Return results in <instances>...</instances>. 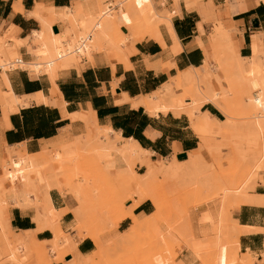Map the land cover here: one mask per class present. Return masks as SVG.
<instances>
[{"label": "crops", "instance_id": "0c3cea01", "mask_svg": "<svg viewBox=\"0 0 264 264\" xmlns=\"http://www.w3.org/2000/svg\"><path fill=\"white\" fill-rule=\"evenodd\" d=\"M152 1L160 13L170 14L173 36L168 33L165 25L160 24L158 28L162 45L148 36L128 40L123 45L127 50L126 66L123 61L110 58L106 52L92 50L87 54L89 57L80 56L75 63L56 69L51 78L42 70L33 73L28 68L15 66L11 60L10 64L5 60L17 54L22 64L36 61L35 53L40 45L36 35L43 33V41H49L53 36L58 38L65 28H71V22L60 16L63 10L68 9L73 13L79 3V12L88 13L91 0H0V43L3 53L7 48V54L0 50L2 56L7 55L6 59L0 56V160L15 161L18 153L34 155L44 149H54L62 141L86 135L95 137L97 130L94 124L99 129L107 130L109 140L116 141L115 146L131 144L147 152L151 162H168L173 157L181 161L186 159L187 153L197 151L200 146L207 144L205 133L209 128L205 126L211 121L206 120L204 115L216 121L223 120L222 113L212 103H202L192 117L184 113L173 115L170 111L149 114L144 106L138 104L134 107L131 103L146 99L178 72L194 69L207 80L213 81L215 76L222 78L223 72L213 60L208 61V70H203L206 61L204 51L213 40L227 39V44H224L240 60H251L257 52L258 62H261L263 68L264 0ZM34 13L38 14L37 17ZM116 20L119 21L118 18ZM118 26L122 33L128 32L121 22H118ZM44 30L47 31L45 34ZM255 37L259 42H254ZM5 66L8 68L4 69ZM201 123L205 125L203 130L199 127ZM84 148L89 153L87 158L95 161L97 166L106 165L108 161L110 166L113 164L112 168H107V172L100 170L111 181L110 184L102 185L103 190H119L114 176L118 172L117 168L126 169L128 163L132 165L128 164L127 169L132 168L133 172L145 171L144 164L138 161L133 163L135 157L132 155L128 157L117 150L116 156L119 159L113 160L116 156L112 155L115 152L111 150L102 155L107 156L102 160L101 155L98 158L89 151V147ZM123 155L127 157L121 159ZM127 159L133 160L127 162ZM57 169V166L49 167L45 173L50 174ZM1 171L3 173V166L0 168V177ZM263 173H260L261 180L257 179L259 174L247 193L251 202L231 206L228 211L229 220L221 225L222 232L224 228L236 232L234 237L229 234V238L233 240L236 255L243 264H264V203L261 202L264 201ZM2 178L0 211L6 220L7 229H0V264H40L34 257L37 253L39 259L49 264H121L105 261L109 257L116 259L119 256L135 255H155L162 262L163 256H167L166 264H203L202 257L211 253L199 246L198 242H195L193 248L186 242L206 240L212 235L196 231L197 218L206 208L205 203L187 210L188 221L180 219L174 224L182 228L184 224L189 225L195 229L191 235L183 231H161L156 234L149 230L147 234L137 233L132 229L131 217L125 216L113 223L109 230L99 233L96 241L85 234V230L76 228L72 210L76 208L77 201L69 191H65L67 189L61 192L51 187L47 190L49 206L61 214L58 217H45L41 205L46 197L41 194L39 186L32 192L39 196L33 195L22 184L11 183L5 176ZM137 204L130 209L132 215L142 218L154 213V206L149 200ZM131 205L132 199L124 200L125 208ZM162 220L156 224L169 221L168 217ZM147 221L155 224L151 219ZM54 222L63 235L58 239L55 238ZM238 229L240 231L237 232ZM145 240L153 241L154 245L136 247L137 242ZM226 245L216 249V255L220 253L217 264H226L229 260ZM14 248H18V252L13 261L10 254ZM189 249L194 256L190 255Z\"/></svg>", "mask_w": 264, "mask_h": 264}, {"label": "bare ground", "instance_id": "6f19581e", "mask_svg": "<svg viewBox=\"0 0 264 264\" xmlns=\"http://www.w3.org/2000/svg\"><path fill=\"white\" fill-rule=\"evenodd\" d=\"M97 1L98 0H91V3H95ZM142 3L146 6H148V9H147L148 10V17L146 15V19L148 21L149 28L153 29V32H152L153 35L149 33L150 34L149 37H152L153 39L157 40L158 43L162 45V41L160 38V33H159L158 27L160 24L165 25L164 27H166L168 33H170V35H172V30H171L170 22H169L170 14L165 12L166 15L164 17L159 16L160 11H158L155 8V5H154L152 0H137L136 5H139V4L142 5ZM117 10H120V9L118 8ZM114 11H115L114 7H112V8L108 7L106 9H104L102 12H100L98 15H95L94 17H92V15L87 16L88 21L90 23V27L85 28L84 23H83L84 19L82 17L83 15H81L80 13H77V12L70 13V11L68 9H64L63 15H60V16L63 17L64 20H69L71 22V24L74 25L73 27H75V28H72V27L71 28H65V30H63V33L60 32L61 35L59 34L60 36L58 35L59 36L58 38L53 36L52 38H49L50 39L49 41H43V38H45L43 36V33H39V34L36 33L37 34L36 40H40L39 41L40 45L38 46L37 51L35 53L37 56V60L32 62L31 64L25 65V64L20 63V64H14V65L19 66V67H23V68L24 67L28 68L33 73H35V72L37 73L39 70H42L45 73H47L49 75V77L52 78L53 74H54V72L58 66L59 67L69 66V65L75 63L80 56L85 55L84 57H86L87 54L92 50H95L97 52L99 50L101 51L102 49L100 47V43H102V45L103 44L106 45V48L110 51V54H111L110 58H113L116 61L117 60L123 61L125 64L126 63L125 61H127L126 60L127 59L126 58L127 50H125L123 48V45L126 44V42L128 41L126 39L127 37H125V38L123 37V39L122 38L120 39V37L118 38L115 36V38H116L115 39L114 36H111L112 35L111 31L114 30V28H111V27L114 24L116 25V23H117L116 18L114 19ZM37 15H38L37 13H34V16L37 17ZM160 19H162V21L158 22V20H160ZM45 32H47V31L44 30V34H45ZM49 35H51V33ZM66 36H67V38H66ZM253 40L255 43L259 42L256 37L253 38ZM218 41H221V40H213L212 43L208 44V47L205 48L204 52L206 53L205 54L206 55V61L204 63L205 65L203 67V70H208V67H209L208 61L213 60V62H215V64L219 68L222 67V69L225 70V72H227L225 77H222V78L214 77L213 81L212 80L210 81V80L204 79V76L202 74L198 73L196 70L191 69L193 71L192 77H187L182 72L179 74V81L182 84L179 85L178 89H174L171 85L161 86L155 92L150 94L148 96V98L141 99L137 102H132L131 104L134 107L138 104L144 106V108L146 109V111L149 114H155L158 111H161L163 113L166 111H170L173 115H179L181 113H184L188 117H192L195 112H198V109H199L198 107H200L202 105V103H204V102L213 103L215 100L225 99L227 97H230L229 91L227 90V88H232L233 90H236V92L233 93V95L235 96V97H233V98H235V101H237L239 104H242V106L246 110L250 109V111H253V112L250 113L249 115L242 114L243 117H241L240 119L231 117L228 114L224 113V115H225L224 121H216V120L210 119L207 114H205L204 117L207 118L206 120H210L212 123H215V124L225 123L226 125H229V126L232 125V123L236 122V121L243 122L242 127L244 128V130H246V131L249 130V131L257 134L262 140H264V67L261 68L262 64H260L261 62H258V61H260L257 57L258 53L255 52L254 56L251 60H247V59L246 60H240L238 57L235 58V60H233L232 51L225 44L222 46L219 45L220 53H217L218 50H217L216 42H217V45L221 44V43L223 44L222 41L220 43H218ZM12 46H13V44L11 45V47ZM1 49L2 48H1V43H0V50ZM3 49H4V47H3ZM5 49L7 50L6 47H5ZM5 49H4V51H5L4 53H6ZM171 49H174V48H171ZM171 49H169L170 52L173 51V50L171 51ZM2 53H3V51H2ZM2 53H0L1 58L2 57L5 58V56H7L6 55L7 53L3 56L1 55ZM172 55H174V52ZM89 56H87V57H89ZM259 56H261V55H259ZM233 57H235V56H233ZM14 58H19V56L16 54L13 57H10L9 59L5 58L6 59L5 61L9 63L11 60V62H13ZM231 60L236 61V62L232 61V63H235V64H232ZM163 62H165V61H163ZM77 64H79V63H77ZM77 64H75V66ZM231 64L233 65V67H231ZM7 66H5V67H7ZM125 66H126V64H125ZM160 66H161V63H160ZM224 67H226L227 69ZM128 68H131V67H128ZM40 72L41 71H39V73ZM228 72H230V73H228ZM199 78L202 79L204 88H202V87L200 88L199 83H198ZM220 83L222 84V87L220 89V92L219 91L217 92L214 90V86L220 85ZM247 83L251 86V89L253 90L252 93H249V91L245 90V88L247 87L245 85H247ZM240 88H242L244 90L243 93L238 91ZM92 123H94V122H92ZM94 125H95L94 129L97 130V132H96L97 135L95 137H89V135H86L89 138L84 136L83 140L80 139L82 137H79V139L82 140V143H81L82 148H83V146L89 147V149L92 151L94 156L99 158V156L101 155L100 157L103 158L102 160H104V158L107 157V156L102 157V155H106L107 152H109L111 150H114L115 153H112V155L115 154V156L118 154V151H119L120 153H123L124 155L125 154L127 156L132 155L133 157H135V161L133 160L134 159L133 158L131 160L127 159V162H128V160H130V161L133 160V163L138 161V163L144 164L145 167L147 168L146 171L140 175L141 179H139V181L136 182V183H138V184H136L137 185L136 190H138L140 192L143 190V187H145L149 183H151L152 180L155 179L156 175H159V173H161V174L166 173L167 174V172L169 170L173 171V170H176L180 167V165L178 164V161L176 159H173L169 166H166L164 163L159 164L157 166H154V165H152L153 162L148 160L147 152L141 151L138 148H136L135 146H132L131 144H123V145H120L119 147L115 146L116 144H114V142H116V141L109 140L107 130L104 128L103 129L100 128L101 129L100 130L96 126V124H94ZM204 126L205 125H203L202 123L199 125L201 130H203ZM100 135L102 136L101 139L99 138ZM62 142H64V141H62ZM72 148H74V147H72ZM84 150H85V148H84ZM204 150H205L204 148H201L200 150L187 153L188 155H190L189 156L190 159L188 157L189 160H187L186 165L189 166L188 164H190L192 162V158H194V156L191 154L195 153V155H196V152H197L198 153L197 155L199 156V154H202ZM116 151H117V153H116ZM67 152H65V153H67ZM22 153H18V157L15 161L10 160L9 162L6 163V165L3 164V165H5L3 167V174L11 183H14V184L19 183L20 185L22 184L25 189H29L28 193L34 192V190L36 189V186H39L41 191H42L41 194H43L45 197H46L47 190L51 187L57 188L61 192L63 189H67L65 191H69V193L77 201L78 206H76V208H74V209H78V208L79 209H83V208L86 209L87 205H89V207L94 205V198L90 197L93 195H91V193H89V195H87V193L90 192V190L88 189L89 190L88 191L85 188V186L83 187L82 186L83 184L76 183L77 182V180L75 181L76 178L73 179L72 176H70L69 178H71V180L69 178H67L65 180V182H61V181H59V179L56 176V175H58L57 173L59 171L54 170L50 174L45 173V170L48 169L49 167H53L54 164H59V165H57V166H59L58 169H61V172L64 173L65 168L63 167L64 166L63 161L65 158L63 159V157L66 156V154L62 157L63 153L60 154L59 152L56 153V151H55V154L52 153V155H50V151L44 149L40 153H37V155H36L37 157L29 158V155L24 154L25 152L23 154ZM120 155H122V154H120ZM120 155H118V156H120ZM127 156H124L123 158L120 157V158L125 159V157H127ZM191 156H193V157H191ZM70 158H68V159H70ZM62 159H63V161H62ZM114 159L117 160L119 158H117V156H116V158H113V160ZM108 160H112V159L109 158ZM72 161H73V159H72ZM115 162L116 161H114V163ZM127 162H126V164H127ZM109 163L110 162L108 161V164L106 163V165H105L108 169L112 168L111 166L113 165V164H111V166H110ZM99 164H100V162H99ZM128 164L126 165V169L125 168L124 169L117 168V170H120V171L126 173L127 175H131L132 177H134L132 175V168H130L131 170L127 169V166L129 167V165H132V163H130L129 165ZM193 164H194V161H193ZM248 164L249 165H248L246 171L243 173L240 172L241 174L239 175V177L238 178L235 177L236 180L235 179L233 181L227 180L225 183H221V185H220L221 187H218V189L215 190L216 193L212 197H210L206 201L204 199L207 207H209L211 209L212 222H214L213 233L215 236V243H216L215 245H216L217 250H219V248L223 247V240L221 238V223L223 221V217L225 214L223 212V209L217 207V210H216L214 205L216 203H219V202L224 203V201L231 194H232L233 198L235 197L234 199L232 198L233 200L231 199L232 203L234 205H239L242 202H251L248 195H246V190L251 189L252 186H254L253 185L254 181L259 176V174L264 171V152L261 153L260 157L255 158L251 163H248ZM190 165H192V164H190ZM114 167L116 168L117 164ZM55 171L57 173H55ZM59 174L61 175L60 172H59ZM71 175H72V172H71ZM31 176H33V178H31ZM165 177H166V175H165ZM61 178H63V177H61ZM220 179H222V178H220ZM215 180H216V178H215ZM78 182H79V180H78ZM32 194L34 195L36 193H32ZM61 194H64V193H61ZM233 194H234V196H233ZM38 196H39V194H38ZM45 197L43 199H45ZM142 200H146V199L145 198L140 199L138 201V204ZM261 202L264 203V201H261ZM41 206H42V211H43V214L45 217H47V216L58 217L60 212H56L55 210L52 209V207L49 206L48 201H47V197ZM212 208H213V210H212ZM88 209H90V208H88ZM91 209H93V208L91 207ZM1 214H2V210L0 211V215ZM131 215H132V213L129 212L125 216L128 217ZM125 216H123V217L125 218ZM144 218L145 217H142L140 219H144ZM44 219L45 218L43 217V220ZM140 219L135 220L134 225L132 226L133 230L140 225V221H141ZM54 224H55V222H54ZM54 226H55L54 229L56 230L55 238L58 239L63 235L59 231L57 224H55ZM235 226H236V224H235ZM39 228H41V227L39 226ZM0 229H2V230L7 229L6 220L4 219V217H1V216H0ZM164 231L165 232L166 231H174V229H173V227L172 228L166 227L164 229ZM237 231H240V230L238 229ZM173 233H175V232H173ZM54 242L56 243V241H54ZM188 245H185V247ZM53 246H55V245L53 244ZM21 247H23V246H21ZM190 250L191 249H189V253L191 255L192 253L190 252ZM17 252H18V248H14L10 254L11 260L15 259V255L17 254ZM218 254L216 255L217 262L220 261V253L218 252ZM192 256H194V254H192ZM40 258H41V256H40ZM17 260L18 259H16V261ZM18 262H20V261H18ZM40 264H49V263L45 262L41 258Z\"/></svg>", "mask_w": 264, "mask_h": 264}, {"label": "rangeland", "instance_id": "374dc122", "mask_svg": "<svg viewBox=\"0 0 264 264\" xmlns=\"http://www.w3.org/2000/svg\"><path fill=\"white\" fill-rule=\"evenodd\" d=\"M136 2L137 0H98L95 3L89 4L88 13H83V12L80 13L79 12L80 4L78 3L75 7V12L83 15L82 17L84 19L83 20L84 27L89 28L90 23L88 21L87 16L92 15V17H94L95 15H98L100 12H102L104 9L108 7L109 8L114 7L115 8L114 19L118 18L119 21L116 20L117 22L116 25L114 24L111 27L114 28V30L111 31L112 34L111 36H114V38L115 36L118 38L120 37V39L121 38L123 39V37L124 38L127 37L126 38L127 40L133 41L140 39L144 36L149 37L150 34L153 35L152 33L153 29L149 28L148 21L146 19V15L148 17V10H147L148 6L144 5L143 3L142 5L141 4L136 5ZM118 8L120 10H117ZM165 15H166L165 13H159V16L161 17H164ZM160 21H162V19L158 20V22ZM118 22H121L126 27V29L128 30L127 33H122L119 30ZM73 26L74 25L70 23V27L75 28ZM226 40L224 38L221 39L223 44L221 43L217 45L216 42V46L218 50L217 53H220L219 45L221 46L224 45V43H226ZM221 41H218V43H220ZM101 45L102 43H100V47L102 49L101 51L106 52L107 54L109 53L108 55L111 57L110 51L106 48V45L105 44H103L102 46ZM233 56L234 55L232 53V58L233 60H235V57ZM233 60H231V63ZM232 64L231 67H233ZM58 67L56 69H58ZM63 67H67V66H62L59 68H63ZM6 68L8 67H4V69ZM220 69L223 72V77H225L227 72H225V70H223L222 67ZM180 73L181 72H178L177 75L171 77L168 80V82L163 86L171 85L174 89H178L179 85L182 84L179 81ZM182 73L187 77L193 76L192 70H186L183 71ZM198 83L200 88L201 87L204 88L203 81L201 78L198 79ZM245 86H247L245 88L246 91H249V93L253 92L251 86L248 83ZM221 87L222 84L220 83V85H217V88H215L214 86V90L220 92ZM227 90L229 91L230 97H227L225 99L215 100L212 103L222 113L223 116L222 115L221 116L223 120L221 121L225 120L224 113L228 114L231 117L240 119L241 117H243L242 114L249 115L250 113L253 112L250 111V109L246 110L242 106V104H239L237 101H235V98H233L235 97L233 93L236 92V90H233L232 88H227ZM238 91L241 93L244 92L242 88H240ZM242 125L243 122L240 121L233 122L232 125L230 126L226 125L225 123L223 124H215L212 122L206 123V127L209 128V130H207V132L205 133L208 142L206 145H202L199 147L200 149L201 148L205 149L202 154H199V156L197 155L198 154L197 152L196 155L195 153L191 154L194 156V158H192V162L190 163L192 165L190 164H188L189 166L186 165L187 160L190 159L189 157L190 155H187L186 159L181 160L180 162L177 160L178 164L180 165L178 169L173 171L169 170L170 172L167 170L168 171L167 174L159 173V175H156L155 179L152 180L151 183H149L150 185L148 184L147 186L143 187V190L141 192L136 190L137 188L136 184H138L136 182H138L139 179H141L140 175L146 171L147 169L146 167H145V171L142 173H136L132 171V175L134 177H132L131 175H127L126 173L120 170H117L118 172L116 173L114 178L118 181L119 190H112V189L103 190L102 189L103 184L111 183V181L107 180L100 171L102 170L104 172H107L106 169L107 167L103 164L101 167H99L96 165L95 161L87 158V154H89L88 150H84V146L83 148L81 146L83 137L80 138L82 140H80L79 137H76L73 140L64 141L56 145L54 149L49 150L50 155H52V153L55 154V151L56 153L57 152H59L60 154L63 153L62 157L66 154V156L63 157V159L65 158L64 161L62 159V161L64 162L62 163L64 164L63 167L65 168L64 169L65 172L62 173L61 169H57V171L61 173L60 175L59 172L57 173L55 171V173L58 174L56 176L59 179V181L65 182L67 178L72 176L73 179L76 178L75 179V181L77 180L76 183L83 184L82 185L83 187L85 186L87 190L89 189L90 192H88L89 190L88 191L86 190L88 192L87 195L91 193V195L93 196L90 197L94 198L93 206L89 207V205H87L86 209L78 208L72 210L75 217L76 228L85 230V234L93 237L96 240L97 235L99 233L109 230V228L113 225V223H116L123 216H125L130 212L132 206L136 205L140 199L145 198L146 200H149L153 204L154 213L151 216L145 217L144 219H140L137 218V216L131 215L130 217L133 221V225L136 219L141 220L140 225L136 227L137 229L135 228L136 230L135 232L147 234L151 231L157 234V232L160 233L161 231H164L166 227H170V228L173 227L174 231H181V232L183 231L184 233L191 235V232H194L195 229H192L187 224H184L183 228L181 226L175 227L174 224H176L177 220L183 219L184 221H188V212H187L188 209L195 208L198 205L205 203L207 199H209L216 193L215 190H217L218 187H221L220 186L221 183H225L227 180L233 181L235 177L238 178L241 173L246 171L249 165L248 163H251L255 158L260 157L261 153L264 152V140H262L257 134L249 130L248 131L244 130ZM89 137L91 136L89 135ZM89 151L91 150L89 149ZM36 155L37 154L29 155V158H35L37 157ZM67 157L68 158L71 157V158L68 159ZM173 159H175V157L170 159L168 162L164 160H161L159 162H153L152 165L157 166L159 164L164 163L166 166H169ZM6 162H9V160L1 159L0 168L2 166L4 167L6 165ZM57 165L59 164H54V166ZM4 176L5 175L1 171L0 179H2V181L4 180L2 178ZM260 178H261V174L260 177H258L257 179ZM69 179L71 180V178ZM249 190L251 189L246 190V195ZM128 198L132 199V205L125 208L123 206V202L125 199ZM232 198L233 197L231 194L224 201V203L219 202L214 205L216 210L217 207L223 209L225 215L223 217L222 223H225L227 220H229L228 211L230 207L234 205L232 203V200L235 197L233 199ZM91 207L93 209H91ZM0 216L3 217L2 214ZM163 217L164 218L168 217L169 219L168 223L156 224V222L161 221L162 219H163L162 221H164ZM170 218H172V220H170ZM149 219L154 221L155 224H149L148 222L150 221H147ZM170 221H173L174 223H170ZM142 227H148V229H139ZM196 231L204 235L207 233H211L212 235H210V238H207L206 240H199V241L187 240L186 242L190 246H192V248L195 247V242H198L199 246L208 249V251L209 250L211 251V253L205 254L202 257V263L204 262L208 264L210 262L211 264H217L218 262L216 260V245H215L216 243H215V236L213 233L214 222H212L211 209L207 207V205L206 208L200 212L199 217L197 218ZM167 232H171V231H167ZM229 234H231L232 237H234V235H236V232L233 231V229L230 232L229 228H224L222 232L221 229V238L223 240V247H225L228 240V244L226 245V252L229 254V260L227 259L226 264H243L242 260L239 259L236 255L235 244L233 240L229 238ZM146 245L153 246L154 243L153 241L150 240L140 241L136 243V247L139 248L140 247L143 248ZM168 248L170 249L171 246H169ZM42 250L44 252V255L48 257L46 254V250L43 248ZM158 252H160L159 249ZM154 256L155 255L119 256L116 257V259L109 257V259L105 262H112V263L119 262L121 264H166L165 260L167 259V256H163L164 259L163 262L159 259V257H154ZM34 257L37 261H40L38 253L34 255ZM0 263H2V261H0Z\"/></svg>", "mask_w": 264, "mask_h": 264}, {"label": "built area", "instance_id": "2783aa9c", "mask_svg": "<svg viewBox=\"0 0 264 264\" xmlns=\"http://www.w3.org/2000/svg\"><path fill=\"white\" fill-rule=\"evenodd\" d=\"M13 62L15 64H20L21 63L20 58H14Z\"/></svg>", "mask_w": 264, "mask_h": 264}, {"label": "trees", "instance_id": "16d2710c", "mask_svg": "<svg viewBox=\"0 0 264 264\" xmlns=\"http://www.w3.org/2000/svg\"><path fill=\"white\" fill-rule=\"evenodd\" d=\"M220 119H222V118H220Z\"/></svg>", "mask_w": 264, "mask_h": 264}]
</instances>
